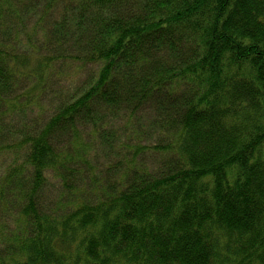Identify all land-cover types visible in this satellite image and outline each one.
<instances>
[{
  "label": "trees",
  "instance_id": "1",
  "mask_svg": "<svg viewBox=\"0 0 264 264\" xmlns=\"http://www.w3.org/2000/svg\"><path fill=\"white\" fill-rule=\"evenodd\" d=\"M0 264H264V0H0Z\"/></svg>",
  "mask_w": 264,
  "mask_h": 264
},
{
  "label": "rangeland",
  "instance_id": "2",
  "mask_svg": "<svg viewBox=\"0 0 264 264\" xmlns=\"http://www.w3.org/2000/svg\"><path fill=\"white\" fill-rule=\"evenodd\" d=\"M3 159H5L8 163H10V160H9L7 157H5V158H3ZM99 161H100V163H101L102 165H104V164L107 163V159H106L105 157H101Z\"/></svg>",
  "mask_w": 264,
  "mask_h": 264
}]
</instances>
